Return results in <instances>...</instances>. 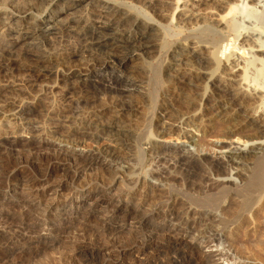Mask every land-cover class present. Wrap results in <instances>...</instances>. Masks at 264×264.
<instances>
[{
    "label": "bare ground",
    "instance_id": "6f19581e",
    "mask_svg": "<svg viewBox=\"0 0 264 264\" xmlns=\"http://www.w3.org/2000/svg\"><path fill=\"white\" fill-rule=\"evenodd\" d=\"M207 1L146 3L158 19L202 20L204 36L250 22L264 8V0H211L213 9L200 10ZM31 2L0 0V73L21 66L10 77L18 82L0 80L3 121L21 125L20 132L0 125V261L12 264L14 254H33L74 219L92 218L76 206L60 207L85 197L113 215L95 229L94 239L78 231L58 263L78 264L81 258L84 264H126L129 258V264H213L190 238L229 236L233 220L218 213L224 200L242 187L264 192V143L248 149L230 144L221 154L185 151L162 138L177 135L197 146L218 123L228 137L245 129L264 136V25L239 35L242 47L225 36L223 46L220 38L212 45L178 43L152 73L142 56L163 46L164 32L153 17L122 0H47L30 20ZM247 38L256 42L244 49ZM146 78L160 85L157 97ZM51 94L59 95L56 104L47 103ZM148 106L154 109L144 120L154 136L148 134L143 152L132 153L134 123ZM83 141L96 145L83 151L76 146ZM249 162L251 176L245 172ZM226 172L240 182L217 178ZM86 177L93 182L79 186ZM114 184L121 188L118 205L105 198ZM128 220L136 221V230L120 244L123 226L115 221ZM44 230L48 236L40 234ZM107 235L111 246L100 242ZM108 249L111 255L104 257Z\"/></svg>",
    "mask_w": 264,
    "mask_h": 264
},
{
    "label": "rangeland",
    "instance_id": "374dc122",
    "mask_svg": "<svg viewBox=\"0 0 264 264\" xmlns=\"http://www.w3.org/2000/svg\"><path fill=\"white\" fill-rule=\"evenodd\" d=\"M21 1L23 2L25 0H20V2ZM46 1L47 0H38L35 2L36 3L35 4L33 3V0H32L31 3L34 8H32L31 10V12L33 11L32 15L28 19L31 20L32 17H35L38 14V9L46 5L45 4ZM181 1H184V0H181ZM233 1L238 2V0H233ZM122 2L126 4L128 7L130 5L129 8L135 9V11L137 12L140 10L141 14L143 15L147 14L148 16L153 17L154 19L158 20L161 24H163L162 28L164 32L161 35V39H162L161 41H163V46L161 48H158L157 51L148 52V53L143 54L142 56L143 59L147 62L148 68L152 71V73H155L161 68V65L166 60V57L168 56L170 57L173 54L174 50L177 49L178 43H184V44L209 43L212 45L213 44L212 41L214 40V38H217L215 40H219L220 38L221 40H219L218 43L221 44V46H223L225 43H227V41H229L234 44L236 43L238 46L240 44L239 47H242L241 43L244 39L242 40L241 37L243 35H246L245 32H247L248 30L253 31L254 29H257L264 25V8H263V11L262 9L259 8L258 11L255 12L256 15H258V17L253 15L254 18L252 17L251 18L252 20L250 22H244L245 23L244 24L239 21L240 23H237L238 25L232 23L230 26L231 28L229 27V29L226 28L219 33L217 32L216 35L218 36L214 34L216 37L211 36V35L209 36V34L204 36V34L207 33L208 31H206L205 26H203L204 22H202V20H191V21L186 22L183 20H179L178 18H174L173 20L165 21L164 19L162 20L160 19V17L158 19V17L155 16V14L152 12L153 11L152 8L148 7L145 0H122ZM213 4L214 3H212L211 0H208L207 2H205V4H202L199 8L201 10V8H203L204 6V7H207V8H204L205 10L213 9V7L215 6V4L214 5ZM82 9H83V6H81V9L79 6L76 9V11L80 12ZM204 9L202 10L204 11ZM247 10H249V8ZM237 14L238 13L236 11L235 15L232 16V17H235L236 21L240 20V17L236 16ZM250 28H252V30ZM202 29H205V30H202ZM221 34H224V35H221ZM239 35H242V36L239 38ZM224 36L227 38V41H224L226 40ZM263 36L261 37L262 40H264ZM207 38L208 39L210 38V40H207ZM239 39H240V42H239ZM255 42L256 41H253L247 38V40L243 42V44L245 43L246 45V46L244 45L243 48L244 49L249 48L252 45H254ZM247 52L248 50H246L245 55L249 56ZM132 65L133 64H131V66ZM20 67L21 66H18V67L16 66L15 68H11V67L7 68L4 72L0 73V80H6L7 78H10L13 75L20 74V70H19ZM11 69H14V70L7 71ZM104 72H105L104 73L105 75H108L109 73V71H104ZM18 78L19 77L14 76L13 78H10V79L11 80L15 79V81L18 82ZM144 80L146 81L147 84H149L152 93L156 94L154 96L157 97V95H159L160 93V87H159L160 85L154 82H150V78L149 79L146 78ZM9 94L12 97H17L16 93H9ZM55 98L58 99L59 95H56V97H54L52 94L48 95L46 98L47 103L56 104L57 99ZM148 107L149 108H146L145 113L141 116L142 118L139 116V119H140L139 120L140 122H138L139 125H137L138 123L136 125L134 123V128H135L134 130L137 131L136 133H138L137 134L138 137L136 140H133L132 142L133 145H132V148H130L132 149L130 150L132 153L139 151V150H140L139 152H143V148H144L143 146H144L145 141L147 140L146 138L148 134L149 135L151 134L152 135L151 137L154 136L152 125L147 120H144L146 117L149 116L148 115L149 113H152L154 109L153 108L154 106L153 107L148 106ZM0 116H1L0 125L4 126V128H7V129H12V128L17 129V131L20 132L21 125H19L18 122L16 124H12L11 126L12 128H11L10 127L11 124L9 125L3 121L5 120V117L1 114ZM225 130H226V127L224 125L221 126V124L219 123L216 124L213 127V129L205 137L200 138L199 145H197L198 147L193 146L192 144H189L187 140H185V138L183 137L177 138L176 137L177 135H166L162 138V141L168 146H172L174 148H180L185 151L187 150V151L195 152L197 150H203V151L214 152V149H215V152L216 150H218V152L221 151V154L223 153L225 154V152L228 150L226 147H228L230 144H232V146L237 145L238 147L242 149H248L250 147V144H252L253 142L264 143V136H259V137L253 136L254 130L252 133V130L245 129L238 133H235L231 137H228L226 135ZM94 144L96 145V143L92 141H83V142L78 143L76 146L80 148V150L87 151L91 149V146L94 147L95 146ZM220 160L224 161L223 158H221ZM116 162H118L120 165H123L125 164L126 161L123 158H118L116 159ZM249 163L250 164H248V167L245 168L246 169L245 172L249 173L251 176L253 173V168H251L253 167L252 166L253 164H251V162ZM208 174H210V172ZM235 176L236 175L233 176L231 172H226L223 175L218 176L217 178L222 179V180L234 179L235 182L236 181L240 182V179H238ZM0 177H4L3 172H0ZM93 178L94 177H86L84 180L80 182L79 186H83L85 184H88L89 182H93L94 180ZM0 184H1V181H0ZM119 186L120 185L118 184H114L109 189L107 188V191H106L107 194L105 197L107 200L109 201L111 200L113 204H117V205H118L117 201H119V195L121 191V188ZM240 190L241 191L233 190L230 193L229 198L224 200V207L220 209L218 212L222 215V217L225 220H228V219L233 220L229 224L227 223L228 224L227 226H229V233H228L229 236L224 234L221 238H219V240H216V241H211L209 236L190 238V240H193L196 243V245L199 247L200 250L210 255L213 261V264H264V192L258 193V191L255 192L252 190H248L247 188L245 190L244 187H242ZM248 197H251V198L255 197V199L254 200L252 199L253 201H251V203L249 204L250 207L249 205L247 207H242L244 201ZM95 205H97L95 200H91L85 197L75 198V200L71 203V205H70V202L67 205L61 204L60 205L61 208L64 207L68 209L71 206H76L82 214L85 212H90V214L92 213L91 215L92 218L74 219L73 226L70 229L66 230L65 232H62L60 235H57L55 238H50L47 244L40 247L33 254H29L28 256H23L20 254V252H17L16 254H14V256L11 257V259L13 258L12 264H48L52 262L53 264L55 263L60 264L56 260H58L61 253L66 250V246L68 245V242L74 240V236L78 231L83 229L87 236L94 239V237L96 236L95 229L97 227L104 226L105 219L110 218L113 215V213L111 212V208L110 210L109 209L106 210V208L103 205H97V206ZM246 208H249V209H246ZM238 210H240V214H242L243 220L241 222L240 221L238 222V219L235 217L238 214L237 213ZM115 222H117V224L119 223L120 226H123L122 230L117 234L116 240L119 243L127 241L131 237V235L134 233V231L136 230V225H137L136 221L128 220L125 222L124 221H120V222L115 221ZM231 227L233 230L231 229ZM236 227H237V230H236ZM40 234L43 236L49 235L48 231H45V230L42 231ZM100 242L101 244H104L105 246H111L113 243L110 235H107L106 237H104L102 240H100ZM110 255L111 253L109 249L103 252L104 257H109ZM157 261L160 262L159 259ZM125 263L129 264L130 259L127 258L125 260ZM0 264H11V262H7L5 259L4 261H0ZM78 264H84V260L80 258L78 260Z\"/></svg>",
    "mask_w": 264,
    "mask_h": 264
}]
</instances>
